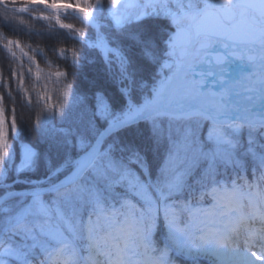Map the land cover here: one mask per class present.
I'll return each instance as SVG.
<instances>
[{
	"label": "snow or ice",
	"instance_id": "snow-or-ice-1",
	"mask_svg": "<svg viewBox=\"0 0 264 264\" xmlns=\"http://www.w3.org/2000/svg\"><path fill=\"white\" fill-rule=\"evenodd\" d=\"M0 51V264H264V0H0Z\"/></svg>",
	"mask_w": 264,
	"mask_h": 264
},
{
	"label": "trees",
	"instance_id": "trees-1",
	"mask_svg": "<svg viewBox=\"0 0 264 264\" xmlns=\"http://www.w3.org/2000/svg\"><path fill=\"white\" fill-rule=\"evenodd\" d=\"M25 18L27 17L25 16ZM63 18L64 17L62 16V19ZM65 22L73 23L77 27H83V25H81L77 19H73L70 15L68 16V19L65 20ZM32 23L34 24L37 30H43L41 29V23L46 24V22H35V21H33ZM85 31L87 32L88 29L85 28ZM22 39H26V38L22 37ZM42 46L45 45L42 44ZM62 46L69 49L74 46L78 51L82 49V46L80 44L73 45L71 42H69L67 45H62ZM4 57H5V53L0 51V71H3L4 77H7L9 62L8 60H5ZM49 58L55 61L56 64H58L62 69L66 66L65 61L63 59H57L56 56H53L51 53H49ZM37 59L40 60L39 57H37ZM71 60H72V56H71V52H69L68 63H71ZM81 63H83L84 65L82 70H80L78 75L76 76L70 75L68 77V81L79 83L81 91L88 97L87 100L88 106L93 109L95 108L97 103L95 94L98 91L102 92L112 102L118 103L117 89L119 88V84L112 79L111 75L107 72L105 65L99 59H97L95 63H88L84 60H81ZM40 64L41 67L45 69V72L50 70L46 67L45 63L42 60H40ZM51 70L55 71V68ZM69 70L73 72L76 71L75 69H69ZM53 80H55V78H53ZM63 82L64 81L62 78L58 83L49 82V90L52 96L51 103H56L60 99L58 89L62 87ZM33 83L34 81L28 79L26 76L25 86L31 89ZM12 87H13V92L15 93V87H16L15 82H13ZM3 91L4 89L0 88V92ZM33 96H35V93H33ZM17 114L18 116L20 115L19 105L17 106ZM31 114L32 113H30L27 109H25L23 112L24 118H27ZM99 122L103 123L102 120H100ZM24 139L34 144L38 143V133L36 131L31 130V128H29L28 130L25 131ZM10 142H11V138H10ZM82 255L86 256L87 253H82ZM201 264H210V262L208 260H202Z\"/></svg>",
	"mask_w": 264,
	"mask_h": 264
},
{
	"label": "flooded vegetation",
	"instance_id": "flooded-vegetation-1",
	"mask_svg": "<svg viewBox=\"0 0 264 264\" xmlns=\"http://www.w3.org/2000/svg\"><path fill=\"white\" fill-rule=\"evenodd\" d=\"M247 62H241L233 60L232 62H228L227 60L224 62L222 67L225 69V75L227 76H236L238 81L243 80V78L247 77L249 73L247 71H241V68L246 67ZM199 70L202 71H219V68L215 67L213 64H204L201 66ZM211 79V77H209Z\"/></svg>",
	"mask_w": 264,
	"mask_h": 264
},
{
	"label": "rangeland",
	"instance_id": "rangeland-1",
	"mask_svg": "<svg viewBox=\"0 0 264 264\" xmlns=\"http://www.w3.org/2000/svg\"><path fill=\"white\" fill-rule=\"evenodd\" d=\"M130 3H134V0H129ZM135 9L132 8V9H129V11H134Z\"/></svg>",
	"mask_w": 264,
	"mask_h": 264
}]
</instances>
